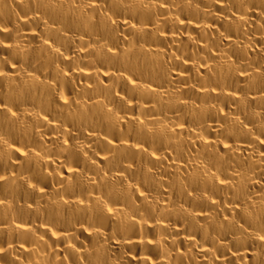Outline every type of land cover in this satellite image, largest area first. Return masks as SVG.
I'll return each mask as SVG.
<instances>
[{"label":"bare ground","instance_id":"obj_1","mask_svg":"<svg viewBox=\"0 0 264 264\" xmlns=\"http://www.w3.org/2000/svg\"><path fill=\"white\" fill-rule=\"evenodd\" d=\"M0 264H264V0H0Z\"/></svg>","mask_w":264,"mask_h":264}]
</instances>
